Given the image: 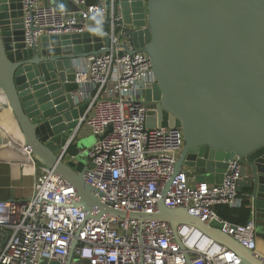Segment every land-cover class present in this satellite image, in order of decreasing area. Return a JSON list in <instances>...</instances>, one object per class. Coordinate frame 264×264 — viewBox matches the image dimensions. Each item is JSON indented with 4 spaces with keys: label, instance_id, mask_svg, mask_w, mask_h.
Listing matches in <instances>:
<instances>
[{
    "label": "water",
    "instance_id": "1",
    "mask_svg": "<svg viewBox=\"0 0 264 264\" xmlns=\"http://www.w3.org/2000/svg\"><path fill=\"white\" fill-rule=\"evenodd\" d=\"M115 1L130 41L124 50L142 51L150 59L155 82L142 94L156 104L155 110L149 105L148 120L176 126L183 136L172 177L184 168L196 181L220 183L227 161L241 157L237 191L246 187L259 219L256 235L264 239V0ZM21 17V0H0L2 106L32 159L74 187L72 205L87 219L163 220L180 248L176 228L188 224L233 251L240 264H264V256L183 207L167 208L160 200L156 214H126L99 201L83 178L86 167L76 171L58 152L72 141L87 104L77 102L75 94L77 62L108 51V35L94 29L42 36L36 46L26 47ZM8 143L0 127V146ZM6 238L0 230V248ZM76 244L74 238L67 264Z\"/></svg>",
    "mask_w": 264,
    "mask_h": 264
},
{
    "label": "built area",
    "instance_id": "2",
    "mask_svg": "<svg viewBox=\"0 0 264 264\" xmlns=\"http://www.w3.org/2000/svg\"><path fill=\"white\" fill-rule=\"evenodd\" d=\"M72 1L75 11L60 12L38 0H21L23 42L32 47L42 36L94 29L108 35V51L88 55L82 59L85 63L77 62L75 71L80 85L77 102L87 104L72 137L83 126L93 135L83 178L95 196L126 214H156L160 200L167 208L183 207L255 250L252 207L244 224L224 220L214 211L217 204L230 208L244 204V196L237 191L241 157L234 155L227 161L220 183H191L184 168L172 177L184 140L180 128L148 120L149 105L155 110L156 104L146 102L142 94L155 82L148 55L124 50L130 41L115 0ZM70 144L58 152L63 161ZM22 149L33 160L30 150ZM74 197L75 189L68 181L44 168L28 199L1 200L0 230L7 238L0 248V264H67L74 238L77 244L68 264H75V256L81 264H240L233 251L191 225L176 228L180 248L163 220L114 215L103 221L87 219L84 211L72 205Z\"/></svg>",
    "mask_w": 264,
    "mask_h": 264
},
{
    "label": "crops",
    "instance_id": "3",
    "mask_svg": "<svg viewBox=\"0 0 264 264\" xmlns=\"http://www.w3.org/2000/svg\"><path fill=\"white\" fill-rule=\"evenodd\" d=\"M38 1L40 4L51 6L60 12H73L77 9V6L72 0ZM87 1L92 2L93 0ZM106 1L108 2V0ZM82 62L85 63L84 60H82ZM83 89L81 88L82 91ZM3 103L4 100L2 98V94L0 93V127L5 132L6 138L9 142L8 144H2L0 146V201H22L31 196L34 183L37 177L42 174L44 168L34 160H31L28 154L23 151L22 136L16 127V122L10 117V112L3 108ZM80 131L81 129L79 128V130L75 132V138L71 144L74 145V140L76 139L77 152H75L76 154H74V158L76 156V159L79 162H82V160L84 162L86 159V152L90 148L93 139H90L89 137V143L84 145L81 139L82 136H78ZM15 147H17L18 150H15ZM186 170L189 172V181L191 183L196 182L191 171L189 169ZM238 193L244 196V204L251 209V198H248V191L246 187H242ZM256 214L257 213H254V216L258 225L259 219L256 217ZM2 234L5 235L6 233L2 232ZM256 240L257 243L255 250L260 255L264 256V239L256 235Z\"/></svg>",
    "mask_w": 264,
    "mask_h": 264
},
{
    "label": "trees",
    "instance_id": "4",
    "mask_svg": "<svg viewBox=\"0 0 264 264\" xmlns=\"http://www.w3.org/2000/svg\"><path fill=\"white\" fill-rule=\"evenodd\" d=\"M72 148L73 144L68 147V151H70V153L74 155L75 150ZM83 165L84 164L82 162H79L75 170L80 171ZM214 211L220 218L237 224L246 223L250 217V208L246 204H243L239 208H230L224 204H217L214 206Z\"/></svg>",
    "mask_w": 264,
    "mask_h": 264
},
{
    "label": "rangeland",
    "instance_id": "5",
    "mask_svg": "<svg viewBox=\"0 0 264 264\" xmlns=\"http://www.w3.org/2000/svg\"><path fill=\"white\" fill-rule=\"evenodd\" d=\"M80 135L82 136L81 139H82L84 145L89 143L90 139H93V135H91L89 130H87L84 126L81 128V131L79 132L78 136H80ZM89 137H90V139H89ZM72 149H74L75 152H77L76 139L74 140V145H73ZM70 155H71V153H70V151H68L66 157L64 158V161L66 163L70 164L72 168L76 169L77 166H78L79 161L76 159V156H75V158L74 157L71 158ZM82 163H84L83 160H82ZM213 224H215V223H213ZM74 258H76L75 264H81V263L78 262L79 260L77 259L76 256Z\"/></svg>",
    "mask_w": 264,
    "mask_h": 264
}]
</instances>
